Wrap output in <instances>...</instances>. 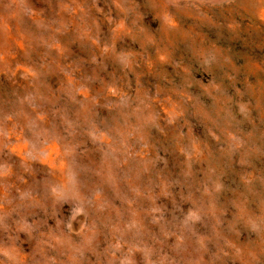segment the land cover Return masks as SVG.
<instances>
[{
	"label": "rangeland",
	"instance_id": "374dc122",
	"mask_svg": "<svg viewBox=\"0 0 264 264\" xmlns=\"http://www.w3.org/2000/svg\"><path fill=\"white\" fill-rule=\"evenodd\" d=\"M0 264H264V0H0Z\"/></svg>",
	"mask_w": 264,
	"mask_h": 264
}]
</instances>
